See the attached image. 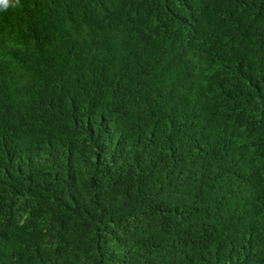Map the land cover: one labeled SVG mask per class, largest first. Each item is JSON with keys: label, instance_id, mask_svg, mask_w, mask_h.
<instances>
[{"label": "trees", "instance_id": "1", "mask_svg": "<svg viewBox=\"0 0 264 264\" xmlns=\"http://www.w3.org/2000/svg\"><path fill=\"white\" fill-rule=\"evenodd\" d=\"M0 264H264V0L0 2Z\"/></svg>", "mask_w": 264, "mask_h": 264}, {"label": "clouds", "instance_id": "2", "mask_svg": "<svg viewBox=\"0 0 264 264\" xmlns=\"http://www.w3.org/2000/svg\"><path fill=\"white\" fill-rule=\"evenodd\" d=\"M0 2H3V3L6 4L7 3V0H0Z\"/></svg>", "mask_w": 264, "mask_h": 264}]
</instances>
